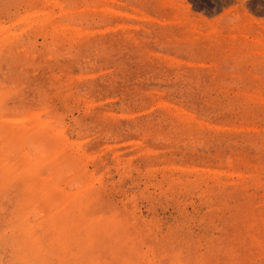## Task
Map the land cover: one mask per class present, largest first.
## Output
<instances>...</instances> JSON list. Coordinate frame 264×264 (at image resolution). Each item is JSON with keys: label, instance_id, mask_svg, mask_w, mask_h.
Segmentation results:
<instances>
[{"label": "rangeland", "instance_id": "1", "mask_svg": "<svg viewBox=\"0 0 264 264\" xmlns=\"http://www.w3.org/2000/svg\"><path fill=\"white\" fill-rule=\"evenodd\" d=\"M0 264H264V0H0Z\"/></svg>", "mask_w": 264, "mask_h": 264}, {"label": "bare ground", "instance_id": "2", "mask_svg": "<svg viewBox=\"0 0 264 264\" xmlns=\"http://www.w3.org/2000/svg\"><path fill=\"white\" fill-rule=\"evenodd\" d=\"M20 120V119H19ZM4 121V120H3ZM2 123V122H1ZM17 126V125H16ZM108 223V222H107Z\"/></svg>", "mask_w": 264, "mask_h": 264}]
</instances>
